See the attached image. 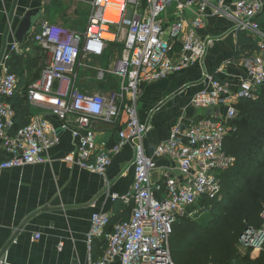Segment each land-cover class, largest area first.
<instances>
[{
	"label": "built area",
	"instance_id": "1",
	"mask_svg": "<svg viewBox=\"0 0 264 264\" xmlns=\"http://www.w3.org/2000/svg\"><path fill=\"white\" fill-rule=\"evenodd\" d=\"M195 7V15L185 28L182 21L164 26L160 18L172 4ZM91 8L84 34L40 21L29 41L51 54L40 78L27 91L28 101L47 106L61 121V130L78 140L74 153L64 162L103 176L113 154L131 142L134 149V180L125 203L133 208L128 220L114 226L107 215L93 214L86 236L88 249L95 238L104 237L106 247L101 258L89 264H173L169 237L178 217L194 218L202 198L213 199L220 193L219 175L233 163L225 154L224 141L233 131L231 122L241 99H255L264 84V59L243 55L240 60L246 71L244 79L221 82L205 75L206 88L195 94L192 105L197 110H210L186 129L174 127L169 138L160 144L156 155L176 160L182 176L166 179L152 186L150 175L155 163L145 156L142 139L147 127L138 120L136 100L144 84L157 82L201 61L214 39L201 42L198 30L207 15H225L233 22L234 32L260 40L264 49V0H235L229 9L222 0H74ZM118 22L105 20L106 10ZM115 13V14H114ZM122 28L125 34L121 39ZM167 34V38L164 34ZM103 34L111 36L105 39ZM13 35V34H12ZM14 39V38H13ZM122 42L123 54L113 73L122 79L118 92L108 98L86 95L76 89L77 69L88 56H101L107 42ZM179 46V50L177 49ZM20 45H10L9 56L19 53ZM101 76V74H100ZM18 78L4 68L0 76V147L7 159L0 169L21 168L46 163L47 151L59 143L57 131L40 116L30 118L28 125L14 134V110L9 100L15 95ZM126 115L125 130L119 142L109 149H97L93 126L99 122L116 123ZM185 139L184 143L178 137ZM160 192L157 197L155 193ZM38 239V236L34 238ZM241 248L264 253V212L258 228L247 229L240 237ZM61 247V246H60Z\"/></svg>",
	"mask_w": 264,
	"mask_h": 264
},
{
	"label": "crops",
	"instance_id": "2",
	"mask_svg": "<svg viewBox=\"0 0 264 264\" xmlns=\"http://www.w3.org/2000/svg\"><path fill=\"white\" fill-rule=\"evenodd\" d=\"M222 1L230 9L235 0ZM68 2L73 3L74 0H17L13 26L26 11L41 8L40 21L80 34L77 24L71 22L68 15ZM13 3L14 0H0V53ZM195 12V7L185 6L182 1L174 8L170 5L160 21L166 27L182 21L186 28ZM124 34L125 28H122L121 39ZM164 37L167 38L166 33ZM198 37L201 42L214 39L206 48L203 59L181 72L142 85L136 100L138 120L147 127L142 139L143 152L156 167L150 175L153 187L166 179L182 180L176 160L156 155L155 151L169 138L174 127L186 129L199 117L209 115L210 110L209 113L208 110H197L191 103L193 96L206 88L205 75L221 82H236L246 77L240 60L243 55L236 56L237 34L230 19L225 15H207L198 30ZM251 38L258 46L260 40ZM13 42V35L10 34L0 63V76L4 68L10 71L9 61L18 55L21 59L16 68H21L19 72L23 73V84H20L19 78L16 93L21 95L24 89L33 86V74L36 70L42 72L51 54L32 44L27 36L24 44L20 45L19 53L11 54L6 60ZM122 54V42L119 41L107 42L101 56L86 57L77 69L76 89L86 95L97 94L105 98L118 92L122 79L113 71ZM249 56L264 59V49ZM34 60L37 67L30 70L29 62ZM91 62H106L107 70L91 68L88 66ZM79 72L82 73L80 79ZM29 105L31 117L40 116L47 120L57 131L59 143L47 151L45 164L0 169V264H89L90 260L101 258L106 247L105 238L100 237L95 238L91 249H88L86 236L91 216L95 213L107 215L110 224L105 232L110 233L115 225L128 220L131 215L133 204L125 203V200L131 193L134 180L132 143H126L112 155L111 164L103 176L75 165L69 166L64 158L76 151L78 140L72 138L68 131L61 130V121L47 106L31 102ZM126 120L124 114L116 123L95 124V147L105 150L115 146L119 142V133L125 130L123 125ZM178 141L184 143L185 139L179 136ZM155 194L161 196L160 192ZM37 236L38 239L34 240Z\"/></svg>",
	"mask_w": 264,
	"mask_h": 264
},
{
	"label": "trees",
	"instance_id": "3",
	"mask_svg": "<svg viewBox=\"0 0 264 264\" xmlns=\"http://www.w3.org/2000/svg\"><path fill=\"white\" fill-rule=\"evenodd\" d=\"M258 51L250 36L237 35V57ZM20 59L18 55L11 58L9 72L18 74L22 85L23 73L16 68ZM36 67V60L29 62L30 70ZM40 73L36 70L33 74L34 83ZM27 91L15 93L9 100L14 110L10 134L26 127L32 116ZM231 126L233 131L223 146L233 163L219 175L220 193L216 198H202L194 218L175 220L169 237L173 264H264V253L253 259L249 253L240 256L238 252L241 235L247 229L258 228L264 212V84L255 99L237 103ZM6 159L1 151L0 163Z\"/></svg>",
	"mask_w": 264,
	"mask_h": 264
},
{
	"label": "water",
	"instance_id": "4",
	"mask_svg": "<svg viewBox=\"0 0 264 264\" xmlns=\"http://www.w3.org/2000/svg\"><path fill=\"white\" fill-rule=\"evenodd\" d=\"M17 0H14L11 12L8 17V25L6 26L4 37H3V47L0 53V63L1 60L4 57V52L7 46V39L10 34H13V38L16 41L17 44L22 45L24 44L25 38L27 36H30L32 33V30L35 26L39 24L38 21H40L42 9H30L26 11L21 17H18L19 20L14 27V21H15V8H16ZM209 113V110H208Z\"/></svg>",
	"mask_w": 264,
	"mask_h": 264
},
{
	"label": "rangeland",
	"instance_id": "5",
	"mask_svg": "<svg viewBox=\"0 0 264 264\" xmlns=\"http://www.w3.org/2000/svg\"><path fill=\"white\" fill-rule=\"evenodd\" d=\"M70 4V13L68 14L70 17L71 22H74L78 26V31L80 34H84L87 23H88V18L89 14L91 11V8L88 4L85 3H77V2H68ZM175 7V4H172V8ZM162 18V16H161ZM99 65V66H98ZM88 66L91 68L94 67H101L103 70H107V65L106 62H102L101 64H97L96 62H91L88 63ZM82 73L79 72V79L81 78ZM33 113H36L35 110H33ZM238 252L240 256H245L246 253H249V256L251 258H258L260 254H257L256 252H248L245 249L243 250L241 246H238Z\"/></svg>",
	"mask_w": 264,
	"mask_h": 264
},
{
	"label": "bare ground",
	"instance_id": "6",
	"mask_svg": "<svg viewBox=\"0 0 264 264\" xmlns=\"http://www.w3.org/2000/svg\"><path fill=\"white\" fill-rule=\"evenodd\" d=\"M112 10H111V8H107V10H106V15H105V20L106 21H109V22H113V23H117L118 22V20H119V18H118V14L117 13H119V9H117L116 11V14L115 15H109V13L111 12ZM103 37L105 38V39H108V38H110L111 36L110 35H108V34H103Z\"/></svg>",
	"mask_w": 264,
	"mask_h": 264
}]
</instances>
